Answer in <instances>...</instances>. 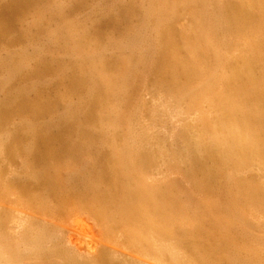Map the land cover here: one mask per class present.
Masks as SVG:
<instances>
[{"label": "bare ground", "instance_id": "1", "mask_svg": "<svg viewBox=\"0 0 264 264\" xmlns=\"http://www.w3.org/2000/svg\"><path fill=\"white\" fill-rule=\"evenodd\" d=\"M84 1L68 0L67 4L70 7H76L74 9L82 8L83 10L87 5ZM7 2L5 1V3ZM37 2L38 0H10V4L7 3L6 6L1 7L0 38L2 39L3 34H9L14 30L10 25L16 23L17 17L27 12L33 5V10L36 6H40ZM140 3L139 0H102L95 7L92 5L94 8H90V12L82 20L64 22L66 31L64 30L65 32L61 33V36L65 41L61 42L67 53L64 55L63 52V57L61 55L59 58L47 59L46 55H43L51 44L49 42L46 49L43 48L45 46L37 47V51L35 49L38 44H36L33 50L31 49V51H36L33 52L35 55L32 54L28 58L27 42L29 41L27 40L25 42L26 50L21 48L24 53L14 55L15 62L13 64L10 63L13 61L11 60L13 57L10 58V62L7 59H1L0 67L4 68L5 71L4 69L3 71L7 74V76H3L6 86L4 88L8 90L10 88H7L6 83H10L11 73H17V79H19V72L22 75V71L26 68L25 62L27 61L30 65L33 59L35 65L33 64L32 68L28 70L31 75L36 76L37 74L39 77L40 75L43 77V74H49L47 72L52 74L51 70L58 68L51 80L46 81L43 77L47 85L51 87L49 84L55 82L57 78L58 81L61 79L66 92L70 97L77 96L78 102L76 99L77 103H73L72 99H70L72 102L67 101V96L65 97L63 94L64 91L61 95H57L56 99L53 98L54 100L46 99L43 97V91L47 85L45 83L44 87L41 84L43 78L35 83L37 76L34 78L30 74V78L34 79L32 82L35 83L32 86L27 84L25 87L26 84L21 83L18 87L17 84V86H11V83H8L11 88L15 87L16 89L12 94L0 96V178L2 166L16 160V157L19 158L21 142L27 144V140L24 138L31 139L32 144L26 148L25 156L35 163V167L38 165L42 168L37 167L40 170L36 168L30 171L28 163L27 166L26 163H19V160V166L22 164L21 169L18 170L14 165L16 170L13 171L12 167L11 176L8 173V176L11 177L10 185L19 186V189L21 188L24 192H29L33 188V207L41 212H46V215H53L52 218L65 216L63 213L75 206L82 209L90 208L89 210L100 221L101 231L99 232L86 217H77V212L75 215L70 212L77 218L72 217L73 220L70 221L68 227L58 229L50 223L36 220L35 217H33V221L26 218L21 221L22 223L20 222L22 226L19 225L21 228L20 237L15 238V235H12L18 239L14 241L12 237H8V234L6 235V230H4L6 222L3 223L0 219V264H28L31 259L35 264H49L55 258L62 259L60 261L63 264H149L139 259L133 260L118 255L115 249L102 251L98 256L95 254L94 259H91L94 256L86 258L85 254L81 256V253H76L72 247L64 248L62 246L64 240L73 244L81 239H86L85 243L87 242L93 250H96L98 244L102 242L100 240L110 241V243L120 241L119 243H123V246H131L145 254L153 253L159 261L166 257L170 258L174 264H191L192 258L189 259V250H187L189 248L197 254L198 261L205 260L208 264H224V262L225 264H234V262L245 264L246 261L243 262L244 258L241 256L245 250L247 252L245 254H248V257L244 255L245 260H249L247 264H264V235L260 237V233L264 234V222L257 227L260 230L259 241L253 242L255 238L257 240V236H250V233L248 239L243 238L246 232L242 231L244 224L245 227L248 225L249 229L247 230H250L256 224L255 222L257 225L261 223V219L259 217L260 221H258L256 213L261 214L264 211V0H146L141 4V7ZM63 7L64 9L55 10L58 17L62 16L60 13H63L66 6ZM42 11L45 17L46 13L50 12V8ZM137 11L141 12V14H137L139 18L136 15ZM34 12L32 11L33 14ZM54 14L53 12L52 16ZM133 14L137 16H134L136 19L132 17ZM35 15L36 13L32 18L37 20ZM107 19L117 22V25L115 24L117 27L122 26V23H119L121 21L130 23V26L127 32L122 31L124 36L120 35V39H115L113 36L114 38H108L109 40H106L105 44L99 45L100 42L98 43L96 40L100 34L98 31ZM135 20L136 22H134ZM37 21L36 23L39 22ZM34 25L36 26V24ZM38 26H40L39 23L36 27L39 29ZM55 26L52 28L53 32H55ZM60 26L58 25L59 28ZM91 26L96 29V37H94L95 32L91 33L94 30L92 28L91 31ZM19 28L16 27L15 30H19ZM20 29H25L23 34L27 30L26 28ZM29 32L32 31L29 30ZM51 32H49V36ZM60 32H62L61 29ZM122 32L119 33L123 34ZM8 34L3 36L7 38ZM16 34L12 35L17 37ZM29 34L31 35V33ZM55 35L57 37V34ZM46 36L48 37V35ZM46 36L45 38H47ZM121 36L123 37L121 38ZM17 38L16 40H18ZM69 43L72 46L71 44L67 45ZM30 44L31 47L33 43ZM12 45L15 44L12 43ZM49 47L48 49H50ZM55 47L57 48V45ZM69 47L72 48L69 49ZM112 48L114 50H111ZM11 50L13 52V49ZM17 50H19L18 47L15 52ZM9 53L11 52H7L8 55ZM145 61H151V71L153 75L157 76L158 82L166 92L165 95L163 93V99L161 98V102L153 107L151 113L153 116L156 114L159 116V113L166 115L168 113L170 118L174 114L179 118V121L175 120V122L181 123L173 133V139L170 142H155L151 138L149 140L145 138L149 132H146L145 123L138 124V119H136L138 116L135 111L136 116L130 117L131 121L129 129H127L128 139L126 138L118 144L117 136L121 133L122 123L125 122L122 121V104L126 106L124 100L125 95L128 94L125 89L130 84L132 75H135L136 71L139 72L141 63ZM25 73L22 75L23 77ZM2 74L4 75V73ZM26 75L28 76V73ZM134 77L136 78V76ZM23 79L20 77V80ZM26 80L25 82H27ZM1 81L3 82V79ZM15 81L17 82V80ZM89 86L90 90L86 91ZM51 88L50 90H52ZM58 90L55 94L58 93ZM4 91L6 90L4 89ZM4 91L2 88L3 93H5ZM47 92L48 94H46ZM47 92L44 93L48 97L52 91ZM103 94L107 95L106 101L101 98ZM142 105L144 104L142 103ZM46 107L58 109V112L53 110L57 112L55 119L52 118L51 121L52 116L48 117L51 122L43 123L47 119L46 117L42 122L35 124L22 122L19 128L26 130L25 133H23L24 130L14 133L13 129H11L12 131L9 129L8 123L6 124L7 128L4 126L11 114L25 113L24 115H26V113H31L33 117L41 118L44 115L43 108ZM147 108H149L148 105ZM47 110L44 112L45 114L52 112V110ZM194 112L195 116H191ZM151 113H149V117H151ZM170 114L172 115L170 116ZM138 115L140 114L138 113ZM105 116H108L109 120H105ZM125 117L123 116V118ZM125 120L127 122V119ZM153 128L155 129L154 125ZM157 130L159 129L157 128ZM18 139H24V141H18ZM107 140L113 146L111 152H115L114 159L108 162L103 160L105 148H108L107 143L103 142ZM83 152H90L93 158L90 154L91 164L86 172L84 169L85 174L80 178L82 181L79 180L82 186L77 185L80 184L77 178V183L73 182L72 172L73 178L69 183H74L75 188L67 186V183H64L66 185L64 190L56 187V183L54 184L53 181H56L57 178L55 179L54 176L53 180V175L51 176L53 171H50L51 167L48 168L50 164L54 166L57 163L55 161L61 160L66 155L77 158ZM24 159L22 158L23 162H25ZM178 160L184 166V170H179L185 171L183 174L187 177L186 180L190 181L189 189H191L189 186L191 185L195 192L204 193L206 196L211 190L218 195L219 193L225 194L226 190L227 197L230 198V203L233 206L232 215H236L235 208L241 202L245 205V207L242 204L239 205L242 207L245 218H247V213H250L249 215L253 218L257 217V220L255 218V222L253 221L254 224L248 222L250 217L247 221L243 220L242 227L239 224L240 221L236 226L241 227V233L234 231L233 227V230L230 231V227H235L237 222L234 221V223L228 217V211L226 212L227 216L225 213L223 216L217 214L219 209L221 211L220 207H223H219V205L223 203H219V209L216 211V201L208 199L204 194L201 197L202 201L199 199L200 202L197 198V203H195L191 196L192 191L190 194L186 191L185 199L182 200V197L178 195L181 191L178 183L173 185L168 181L160 180L163 178L152 177L153 173L162 171L161 164L164 167H174ZM26 161L29 162L28 159ZM47 162L50 164L48 165ZM82 167L77 168V172ZM218 174L222 175L220 178L224 180L219 182L222 181L225 184L218 183ZM58 175L61 178L60 174ZM63 180L66 182V179ZM6 186L4 185L5 190ZM12 190L14 192V189ZM4 194L2 191V195ZM2 195L0 193L1 198L4 199L9 193L4 197ZM215 198L218 199L216 195ZM18 199L20 200L21 196L17 198V203ZM22 199L24 200V198ZM28 201H30V197L26 203ZM52 201L55 202L54 205L56 204L55 208L48 206ZM229 215L231 216V210ZM240 217L243 218V215ZM11 220L13 222L14 219ZM179 226L184 228L185 241H180L179 237L176 238ZM256 226L255 229H257ZM204 227L214 236L211 239L208 237V233L207 238L214 239L216 243L211 245L209 239L210 245L206 244V241H201L203 239L201 230L204 232ZM244 230L246 231V229ZM200 231L201 235H199ZM254 231L256 232V230ZM254 231L252 232L254 233ZM232 232L239 235L244 233L237 240L236 234V238L230 235ZM204 243L209 249L210 246H215L212 247L208 255L203 256ZM198 261L195 260V262ZM195 262L192 261V264H196Z\"/></svg>", "mask_w": 264, "mask_h": 264}, {"label": "rangeland", "instance_id": "2", "mask_svg": "<svg viewBox=\"0 0 264 264\" xmlns=\"http://www.w3.org/2000/svg\"><path fill=\"white\" fill-rule=\"evenodd\" d=\"M6 2L8 1V0H5ZM5 1H0V10L3 8V6L5 5L6 6V4L7 3H9L10 4V0L7 2V3H5ZM39 1H45V2H39ZM50 1V2H49ZM93 1V2H92ZM102 0H85L84 2L85 3H87V5H85L84 6V9L82 10V8H79L78 10L77 9H74V8H76V7H70L68 4H67V2H68V0L67 1H65V0H61V2H60V0H54V2H53V0H52V2H51V0H38V5H40V6H36L35 7V9L33 10L32 9V7H34V5L32 6V7H30L31 9H28L27 10V12H25V13H23L22 15H20L19 17H17L16 18V20H15V22L17 23H14V25H10V26H12V28L15 30L16 29V27L17 28H26L28 31L30 30V31H32V32H29V33H31V35L28 33V31L26 30V31H24V34L22 33L23 32V30H25V29H23V30H21L20 28H19V30L17 31V30H15V32H14V30L11 28L10 30L12 31V32H10L11 33V35H10V33L8 34V33H5V34H3V35H7L8 34V36L10 37L11 36V38H9L8 36H7V38L5 37V36H1L2 37V39H4V40H2L1 38H0V61H2V60H5V59H7V61H11V60H13V59H15V54H20V53H24V51L26 50V43L25 42H27V40L29 41V42H27V50L29 51V52H27V57L29 58L30 57V55H35L34 53L37 51V47L39 48V47H42V46H45V47H43V48H45L46 49V47L48 46V44L47 43H51V44H49V48L50 49H48V47H47V49L44 51V53H43V55H46V58L47 59H52L53 57L54 58H59V56H61V57H63L64 55H66V53H67V51L65 50L64 51V49H66V48H63V45L64 44H62V36H61V33L63 34L65 31H66V28L64 27V22L65 23H67L68 21H73V20H82L83 19V17L86 15V14H88L89 12H90V10L91 9H93L96 5H98V2H101ZM104 1V0H103ZM139 1H141V3L139 4V6L141 7V4L143 3V2H146V0H139ZM143 1V2H142ZM83 2V3H84ZM42 3V4H41ZM49 3V4H48ZM54 3V4H53ZM55 3H57V4H55ZM64 3V4H63ZM91 4V5H89V4ZM8 4V5H9ZM50 4H52V5H50ZM66 4V5H65ZM66 6L65 7V10H63V13H60V12H58V13H60V15H62V16H57L58 14L55 12V10H58L59 8L60 9H64V7L63 6ZM94 7H93V6ZM144 5V4H143ZM45 6V7H44ZM48 6V7H47ZM51 6H53V7H51ZM58 6H60V7H58ZM2 7V8H1ZM40 7V8H39ZM69 7H70V9H69ZM48 8H50V12L48 13H46L47 15H45V17H44V13L42 14V10H44V9H48ZM71 8H73V9H71ZM91 8V9H90ZM39 9V10H38ZM41 9V10H40ZM29 10H30V13H29ZM36 10H38V11H36ZM86 10H88V11H86ZM103 10H104V8H103ZM32 11L34 12V14L36 13V15H35V18L39 21H37V20H34V18H32L33 16H34V14L32 13ZM140 11H141V8H140ZM140 11H137V13H136V15L137 14H141V12ZM53 12L55 13L53 16H52V14H53ZM99 12V11H98ZM97 12V13H98ZM77 13V14H76ZM103 13H104V11H103ZM103 13H99L100 15H102ZM31 14H33V15H31ZM40 14V15H39ZM41 14H42V16H41ZM75 14V15H74ZM39 15V16H38ZM74 15V16H73ZM99 15V16H100ZM135 14H133L132 15V17H134V16H136ZM26 16H27V18H26ZM138 16V18H139V15H137ZM136 16V17H137ZM24 17H25V19H24ZM44 17V18H43ZM77 17V18H76ZM98 18V17H97ZM54 19V20H53ZM65 19V20H64ZM134 19H136L135 17H134ZM23 20V21H22ZM41 20H43V21H41ZM58 20V21H57ZM78 20V21H79ZM20 21V22H19ZM26 21V22H25ZM35 21V23L34 24H36V26L33 24V22ZM36 21L40 24V26H38L39 27V29L38 28H36L37 27V24L38 23H36ZM52 21V22H51ZM67 21V22H66ZM75 21H73V22H75ZM77 21V22H78ZM107 21V22H106ZM105 22H103V24L101 25V27H100V29H99V31H98V33H100V34H98V36H97V34H96V29H94V27H92L91 26V33H94V37H98L96 40L98 41V43H99V45L100 44H105L109 39L108 38H111L112 39V37L114 36L115 37V39H120L119 37H120V35H123L124 36V31H128V29H129V26H130V23H127V22H123V21H121V22H119V23H122V26H120V27H117L116 25H117V22H114V20H109V19H107ZM23 22V23H22ZM62 22V24H60ZM134 22H136V20L134 21ZM58 23V24H57ZM100 23V22H99ZM32 24V25H31ZM51 24V25H50ZM116 24V25H115ZM33 25L35 26V28L33 27ZM55 25H57V26H55ZM58 25L60 26V28L58 27ZM127 25H128V27H127ZM43 26H45V27H48V28H45V27H43ZM54 26H55V32H53L54 31V29H52V28H54ZM15 27V28H14ZM31 29H30V28ZM42 27H43V29H42ZM29 28V29H28ZM45 28V29H44ZM93 28V29H92ZM121 28V29H120ZM35 29V30H34ZM48 29V30H47ZM60 29L62 30V32H60L59 33V31H60ZM116 29V30H115ZM35 32H34V31ZM40 31V32H38L37 33V31ZM47 30V31H46ZM50 30V31H49ZM51 30H52V32H51ZM65 30V31H64ZM118 30V31H117ZM17 31V32H16ZM51 32L50 33V36H49V32ZM123 31V32H122ZM7 32H9V31H7ZM18 32H20V33H18ZM48 32V33H47ZM119 32H122L123 34H120ZM17 33V34H16ZM36 33V34H35ZM12 34H16V36L18 37H15V36H13ZM52 34V35H51ZM55 34H57V37H55L56 35ZM22 35V36H21ZM46 35H48V37L46 36ZM112 35V36H111ZM45 36L47 37V38H45ZM53 36V37H52ZM123 36H121V38L123 37ZM14 39H13V38ZM20 37H21V39H20ZM24 37V38H23ZM26 37H30L29 39L27 38L26 39ZM34 37V38H33ZM59 37H60V39H59ZM113 37V38H114ZM9 38V39H8ZM16 38L18 39V40H16ZM24 40H23V39ZM33 38V39H32ZM40 38V39H39ZM46 40H45V39ZM14 40V41H12V40ZM31 39V40H30ZM9 41L8 43L9 44H11L9 47H8V43H4V42H7V41ZM23 40V41H22ZM33 40V41H32ZM39 40V41H38ZM43 40V41H42ZM57 40V41H56ZM107 40V41H106ZM2 41H3V43H2ZM32 41V42H31ZM35 41H37L38 43H36ZM60 43H59V42ZM63 41H65V40H63ZM13 44H15V45H12V43ZM18 42V43H17ZM30 42H31V44H32V46L30 47L29 46V44H30ZM52 42H57L56 44L54 43H52ZM34 43H35V45H34ZM2 44V45H1ZM19 44V45H18ZM30 44V45H31ZM36 44H38V46H36ZM58 44H59V47H61V48H59L58 47ZM70 44L71 43H69V44H67V45H69L70 46ZM55 45H57V48L55 47ZM4 46H6L5 48H4ZM14 46V47H13ZM16 46V47H15ZM21 46H24V47H21ZM34 46H36V51H31V49L33 50V47ZM71 46H72V44H71ZM17 47L19 48V50H17V52H15L16 51V49H17ZM56 49H55V48ZM8 48H9V50H8ZM16 48V49H15ZM24 50H22V49ZM53 50H52V49ZM72 47H69V49H71ZM5 49V50H4ZM11 49H13V52H12V50ZM22 50V52H21V50ZM55 49V50H54ZM8 50V51H7ZM49 50H52V51H49ZM111 50H114L113 48L111 49ZM11 52V53H9V55H10V57H8L9 55L7 54V52ZM30 52H31V54H30ZM34 52V53H33ZM63 52H64V55H63ZM109 52H111L110 50H109ZM26 53V52H25ZM4 54V55H3ZM13 54V55H12ZM6 55V56H5ZM8 55V56H7ZM47 55H49V56H47ZM5 56V57H4ZM57 56V57H56ZM2 57H4V58H2ZM8 57V58H7ZM11 57H13V58H11ZM10 58H11V60H10ZM2 59V60H1ZM9 59V60H8ZM18 60H19V58H17ZM18 60H16V61H18ZM15 61L13 60L12 62H10V63H14ZM34 62H35V60H33L32 59V61L30 62V65L27 63V61L25 62L26 63V68L24 69V71H22L23 72V74L25 73V71L27 70H30L31 68H32V66H33V64H34ZM149 62H150V65H149ZM145 61V62H142L141 63V65H140V67H139V69H138V71L139 72H135L134 74L135 75H132V78L130 79V84L129 85H127V87H126V89L125 90H127L126 91V93H130L129 95L127 94V95H125V100H124V103L126 104V106H124V104H122V121H125L124 123H125V125H124V123H122V127H121V133L119 134V136H117V140H118V144H120L122 141H124L126 138L128 139V137H127V135H128V131H127V129H129L128 127H129V124H130V117H132V115L133 116H138L136 119H138V124H141V122L142 123H145V126H146V132H149L148 133V135H145V138H147L148 140L151 138L153 141H155V142H162V143H165V142H170L172 139H173V133H175L176 132V130L179 128V125H180V123L181 122H179V123H177L179 120V118L178 117H176L174 114L172 115V114H170V116L172 115V117L170 118L169 117V114L167 113V115L166 114H163V113H159V116H158V114H156V115H154L153 116V114L151 113V110L153 109V107H156L157 106V104H159L160 102H161V100L163 99L162 98V96H163V93H164V95H165V91H164V89H163V87L161 86V84L158 82V80H157V76L156 75H153V72L151 71V67L150 66H152V64H151V61ZM29 66H28V65ZM144 66H143V65ZM35 65V64H34ZM28 67H29V69H28ZM0 69H2V70H0V81L3 79V82L1 81L0 83V96L1 95H7V94H12V93H14L15 92V87H12L11 88V86H17L18 85V87L20 86V84L22 83H24V84H26V85H24L25 87L27 86V84L28 85H30V86H32V85H34L35 83H37L38 81L37 80H40V78H43V77H45V79H46V81H48V80H51V78H52V75L53 74H55V70L56 69H54V70H51L52 71V74L50 73V72H47V73H49V74H51V75H49V74H43L42 76L43 77H41V75H40V77H39V75H37L36 74V76H34V74L33 75H31L30 73L31 72H27L26 71V73H28V76L26 75V73H25V75L27 76H25L24 75V77H26L27 78V80H26V78L25 79H23L24 77L22 76V75H20L21 74V72H19V79H17V76H18V74L17 73H11V76H9V78L11 79L10 80V83L9 82H7L6 83V85H7V88H11V90H10V88H9V90L8 89H6V88H4V87H6L5 86V77L3 78V76H7V74H6V72H4L5 71V69L4 68H1L0 67ZM3 69H4V71H3ZM58 71V68H57V70H56V72ZM2 73H4V75L2 74ZM136 73H137V75H136ZM32 76V77H36L37 79H35L36 81H35V83H33L32 81H34V79L31 77L30 78V75ZM112 74H114V73H112ZM44 75H46V76H44ZM48 75L50 76V79H49V77H48ZM57 75H58V73H57ZM12 76H14V78H11ZM134 76H136V78L134 77ZM15 77H16V79H15ZM20 77L24 80H20ZM39 77V78H38ZM53 77H54V75H53ZM135 78V79H134ZM13 79V80H12ZM29 79H32V80H30L31 81V83H33V84H31L30 83V81H29ZM45 79L43 78V79H41V84H43L44 85V87H45V83H46V81H45ZM58 79V78H57ZM56 79V84H55V82H53V83H51V84H49L51 87H49L48 85H47V83H46V85L48 86H46L45 87V89H44V91H43V97H46V99H50L51 98V100L53 99V98H55V97H57V95H61L62 93H63V91L65 92V93H63L64 94V96L66 97V100L67 101H71L72 102V100H73V103H77L78 102V98H77V96H69V94L66 92V90H65V85L64 84H62V81H60L61 79H59V81ZM15 80H17V82L15 81ZM25 80L28 82L29 81V83H27V82H25ZM44 80V82L42 83V81ZM15 81V83H13ZM3 83H4V86H3ZM11 85H9V84ZM17 84V85H16ZM55 84V85H54ZM2 85V86H1ZM64 85V87H62ZM23 86V85H22ZM61 86V87H60ZM160 86V87H159ZM56 87H60L59 88V90H58V88H56ZM129 87V88H128ZM2 88H3V91H4V89L6 90V91H4L5 93H3L2 92ZM49 88V89H48ZM50 88L52 89V90H50ZM88 88H90V86L89 87H87V89H86V91H88V90H90V89H88ZM161 88H162V90H161ZM64 89V90H63ZM8 90V91H7ZM56 90H58V93L57 94H55L57 91ZM131 90V91H130ZM10 91H12V92H10ZM47 91H52V92H50L49 93V95H48V97L46 96V94H48V92ZM164 91V92H163ZM10 92V93H9ZM46 94H45V93ZM60 92V93H59ZM160 92V93H159ZM33 94V93H32ZM45 94V95H44ZM54 94V95H53ZM161 94V95H160ZM3 95V96H4ZM54 96V97H52V96ZM3 96H1V97H3ZM106 96L107 95H102V99L103 100H105L106 101ZM118 96H119V94H118ZM129 96V97H128ZM34 97V96H33ZM68 98V99H67ZM152 98H153V100H152ZM162 98V99H161ZM56 99V98H55ZM70 99H72V100H70ZM77 100V102H76V100ZM128 99V100H127ZM156 99V100H155ZM159 99V100H158ZM54 100V99H53ZM157 102H155V101ZM128 101V102H127ZM142 103L144 104V105H142ZM151 103V104H150ZM149 106V108H147V105ZM156 104V105H155ZM152 106V107H151ZM142 107V108H141ZM48 110H47V109ZM46 108H43V117H41V118H35V117H33V115H31V113H26V115H24L25 113H23V114H11L9 117L10 118H8V120H9V122H8V120H7V122L4 124V126L7 128L8 127V125H9V129L11 130V129H13L14 131V133L15 132H17L18 130H20L21 132H23V130H21L19 127H20V124L23 122V123H28V124H35V123H39V122H42L43 121V119H44V117H46L47 119L46 120H44L43 121V123L44 122H47V121H50V120H48V117H51L50 119H51V121H52V118L53 119H55V117L57 116V110L58 109H50V108H48V107H46ZM138 108H140L139 110H138ZM144 108V109H143ZM147 108V109H146ZM174 108V107H173ZM127 109V110H126ZM143 109V110H142ZM149 109V110H148ZM50 111V110H52V112H47L46 114L44 113L45 111ZM53 110H56L55 112L53 111ZM137 113H136V112ZM142 111V112H141ZM148 111V112H147ZM124 112V113H123ZM175 112V111H174ZM55 113V114H54ZM127 113V114H126ZM135 113H136V115H135ZM138 113L141 115H138ZM142 113V114H141ZM149 113H151L150 115H151V117H149ZM55 116H54V115ZM125 114V115H124ZM13 115V116H12ZM15 115V116H14ZM18 115V116H17ZM19 115H21L20 117H19ZM123 116L125 117V118H123ZM140 116V117H139ZM143 116V118H141ZM154 118H153V117ZM191 116H195V112L194 113H192V115ZM30 117V118H29ZM147 117H149V118H147ZM165 117H166V119H165ZM16 118V119H15ZM25 119V120H21V119ZM29 118V119H28ZM129 118V119H128ZM133 118V117H132ZM152 118V119H151ZM175 118V119H174ZM181 118V117H180ZM19 119V120H18ZM106 119H108V116H105V120ZM124 119V120H123ZM125 119H127V122H126V120ZM140 119V120H139ZM155 119V120H154ZM159 119V120H158ZM171 119H172V121H171ZM174 119V120H173ZM11 120H12V122H11ZM15 120V121H14ZM109 120V119H108ZM107 120V121H108ZM160 121V122H158V121ZM175 120L177 121V122H175ZM50 121V122H51ZM106 121V122H107ZM151 121V122H150ZM154 123H153V122ZM161 121H165V122H162L161 123ZM170 122H172V123H170ZM8 123V125H6ZM9 123H11V124H9ZM14 123H16L15 124V126H14ZM150 123H152V124H150ZM157 123V124H156ZM128 126H127V125ZM137 124V125H138ZM167 124V125H166ZM17 125H19V126H17ZM152 125V128H153V125H154V127H155V129L153 128H150V126ZM178 125V126H177ZM157 126V127H156ZM15 127V128H14ZM149 128H150V130H149ZM157 128L159 129V130H157ZM124 130V131H123ZM12 131V130H11ZM25 131L26 130H24V132L23 133H25ZM19 132V131H18ZM170 132V133H169ZM73 133H75V132H73ZM154 135H152V134ZM158 134V137H157V134ZM172 133V134H171ZM159 134H160V137H159ZM121 135V136H120ZM124 136V137H123ZM126 136V137H125ZM147 136V137H146ZM149 136V137H148ZM164 138H163V137ZM168 136H170V137H168ZM76 137V136H75ZM78 137V136H77ZM162 137V138H161ZM166 137H168V138H166ZM154 138V139H153ZM24 139H26L27 140V144H26V142H21V144H20V146H21V149H22V147H23V149H22V151H21V149L19 150V158L18 157H16V160H12V161H10V162H8V164H4L3 166H2V176H1V178H0V180L2 179V182H0V193H1V195H2V191H3V193H5L4 195H2V197H4L5 195H7L8 193H9V195H7L6 197H4V199H2L1 198V196H0V208H1V212H0V219L3 221V223L4 222H6V225L4 224V230H6V235L8 234V237H12V235L14 236L15 235V238L17 237V238H19L20 237V230H21V226H22V222L21 221H24L26 218H28V219H31V221H33V217H35V219L36 220H39V221H45L46 223H50V225H52L53 227H55L56 226V229H58V228H61V227H65V226H69V224H70V221H72L73 220V218L75 219V218H77V217H86L91 223H93V225L95 226V228L100 232L101 231V225H100V221H99V219H97L98 217H96L95 215H94V213L91 211V210H89V209H82L81 207L79 208V206H75V207H73L72 209H70V210H67L65 213H63L65 216H66V218L68 217L69 219H66L65 218V216H61V217H57L56 218V216H55V218H52L53 217V215H50V214H45L44 212H41L40 210H38V209H35L34 207H33V198H32V196H33V193H32V190H33V188L32 189H30L29 190V192H24L21 188L19 189V186H15V185H10L11 183H10V179H11V177H9V176H11V171H12V167H13V171L14 170H16V168L19 170V169H21V165L22 164H20V166H19V163H26L25 165H27V163H28V167H29V170L30 171H33V169H36L37 167L38 168H42V166H38V165H36L37 167H35V163H33V161L31 160V159H29L28 157H26L25 156V151H26V148H28V146L30 145V144H32V141L30 142V140L31 139H27V138H24ZM24 139L23 140H21V139H18V141H24ZM158 141H157V140ZM166 139V140H165ZM121 140V141H120ZM120 141V142H119ZM17 143H20V142H17ZM104 144H106L107 145V147L108 148H105L106 150H105V158H103V160H105L106 162H108V161H111L112 159H114V156H115V152L114 151H112L111 152V150H113L112 149V147L113 146H111V143H110V141L109 140H107V141H105V142H103ZM110 143V144H109ZM111 146V148H109L110 146ZM24 150V151H23ZM85 153V154H84ZM87 152H83L80 156H77V158L76 157H68L67 155L66 156H63L62 157V159L61 160H57V161H55V162H57V163H55L54 164V166H51V164H50V162L48 163V165L50 164V166L48 167V168H50L51 167V169H50V171L52 172L51 173V176L53 175V180H54V176H55V179L57 178V180L55 181H53L54 182V184L56 185V187H58L59 189H65L64 187H66V183H67V186L69 185V187L70 186H73V187H71V188H75L74 187V183L76 184L77 183V181L80 183V184H77V185H80V186H82L81 185V182L79 181V180H81L80 178H81V176L83 175V174H85V172L87 171V169L89 168V164H91V157L93 156L90 152H88L87 154H86ZM90 154H91V157H90ZM83 155V156H82ZM21 156V157H20ZM108 157V158H107ZM22 158L24 159V161L25 162H23V160H22ZM64 158H65V161H64ZM90 158V159H89ZM93 158V157H92ZM110 158V159H109ZM26 159H28L29 160V162L28 161H26ZM87 159V160H86ZM109 159V160H108ZM20 160V161H19ZM83 160V161H82ZM85 160V161H84ZM18 161H19V163H18ZM30 161H31V163H30ZM49 161H52V160H49ZM71 162V164H70V162ZM88 163H87V162ZM53 163H54V161H52ZM67 162V163H66ZM68 162H69V164H70V166H68L69 164H68ZM84 162H85V164H84ZM179 162V163H178ZM46 163V164H47ZM33 164V165H32ZM160 164H161V162H160ZM176 165L174 166V167H164V166H162V164H161V168H162V171H160L161 169L159 168V167H157L156 166V168L157 169H160L159 171L160 172H157V173H153L154 175H152V177L153 178H157V179H160V178H163V179H160V180H163V181H168V183L169 184H175V183H178V187H179V190H181L179 193H178V195L180 196V197H182V200H183V198L185 199V194L186 193H188V194H190V192H191V196L193 197V202H195V203H197L196 202V200H197V198H198V200L200 199L201 201H202V199H201V197H203V194L204 193H200V192H198V191H196L195 192V189L194 188H192L191 187V185H189L190 186V188L191 189H189V187H188V184H189V180H186L187 179V177L183 174L184 172L183 171H181V170H179V169H182V170H184V166H182L181 164H180V160H178V161H176V163H175ZM14 165H15V167L16 168H14ZM71 165H72V167H71ZM81 165V166H80ZM82 165H83V167H82ZM31 166V167H30ZM159 166V165H158ZM70 167V168H69ZM79 167H82L81 168V170L80 171H78L77 172V168H79ZM37 168V170H40V169H38ZM72 168H73V170H72ZM152 168H154V167H152ZM155 168V169H156ZM53 169H55V170H53ZM77 169V170H76ZM80 169V168H79ZM84 169H86L85 170V172H84ZM70 170V171H69ZM75 170V171H74ZM169 170V171H168ZM174 171V172H173ZM177 171V172H176ZM180 171V172H179ZM70 172V173H69ZM72 172H73V175H74V178H73V175H72ZM82 172V173H81ZM8 173H9V176H8ZM77 173H78V175H77ZM58 174H60V176H61V178H59V175ZM81 174V175H80ZM222 174V173H221ZM184 177H183V176ZM217 175V174H216ZM181 176V177H180ZM218 176H219V180H218V183L219 184H221V185H223V184H225V182H219L220 180H223V179H221L222 178V175H219L218 174ZM8 178V180H7V178ZM67 177H68V181H67ZM221 177V178H220ZM73 178V182L74 183H69L70 181H71V179ZM76 178H77V181H76ZM179 178V180H177ZM182 178V179H181ZM253 178H254V176H253ZM63 179H66V182H64V180ZM168 179V180H167ZM250 179H252V178H250ZM255 179V181H257L258 182V180L256 179V178H254ZM181 180V181H180ZM76 181V182H75ZM82 181V180H81ZM186 181V182H185ZM224 181V180H223ZM4 182H6V183H4ZM62 182V183H61ZM164 182V183H165ZM65 183V184H64ZM6 186V190H5V188H4V185ZM71 184V185H70ZM62 185H63V188H61L62 187ZM2 186H3V189H2ZM76 186V185H75ZM218 186H220V185H218ZM7 187H9V188H7ZM68 187V188H69ZM77 187V186H76ZM71 188H69V189H71ZM2 189V190H1ZM12 189H14V192H13V190ZM16 189V190H15ZM184 189V190H183ZM11 191H12V193H11ZM184 191V192H183ZM187 191V192H186ZM31 192V193H30ZM186 192V193H185ZM214 192H216V191H214ZM17 193H19V194H17ZM180 193H182V194H180ZM200 193V194H199ZM226 193H228V192H226V190H225V194H221V193H219V195L218 194H214L213 193V191L211 190L208 194L209 195H205L208 199H211V200H214V201H216V203H217V209H216V211H218V205H219V203L221 204V203H223V204H221V205H219V207L220 206H223V207H220L221 208V211H220V209H219V211L217 212V214L219 213V215L220 216H223L224 215V213L226 214V216H227V211H228V213L230 214V210H231V216L228 214V217L229 218H231V220L234 222H237V224H235V227L237 226V225H239L240 224V226L242 227V225L244 224L243 223V220H248V218H250L249 220H248V222L249 223H253L254 224V222H255V218H256V220H257V217H258V221H260L259 220V217H260V219H261V223H259L258 225H257V222H255L256 224H254V227L253 228H251L250 230H247V229H249V227H248V225L245 227V224L243 225V227H242V231H244V232H246V233H244V232H242V234L241 235H243V233L245 234L244 236H243V238H246V239H248L247 237H248V235H250V236H254L255 235V237L257 236V240H256V238L253 240V242H255V241H259L260 240V237H262L261 235H264V234H262V233H260V230L257 228V227H259L263 222H264V211L260 214V215H262V216H260L259 214H258V212L256 213V211H255V213L257 214L256 216H255V218H253L252 216H250L249 214L250 213H247L246 214V211H245V214H246V217L247 218H245V215H244V212L242 211V207L241 206H239V205H241L242 203L240 202V204L235 208L236 210V215H232V213H233V206L231 205V203H230V198L229 197H227L228 195L226 194ZM12 194V196H10ZM206 194H207V192H206ZM23 195H24V197H23ZM31 195V196H30ZM215 195H216V197L219 199H216L215 198ZM20 198V196H21V199L19 200L18 199V203H17V198L18 197ZM210 196V197H209ZM212 196V197H211ZM222 196H223V199H222ZM225 196H226V198H225ZM29 197H30V201H28V203H26L27 202V200H29ZM22 198H24V200L22 199ZM214 198V199H213ZM180 199V198H179ZM216 199V200H215ZM221 199V200H220ZM7 200V201H6ZM9 200V201H8ZM22 200V201H21ZM199 200V201H200ZM198 201V203H200ZM222 201V202H221ZM225 201H226V204H225ZM14 202V203H13ZM20 202H21V205H20ZM31 202V203H30ZM54 201H52L50 204H48V206L51 208V207H53V208H55L56 206V204L54 205ZM228 203V204H227ZM29 205V206H28ZM244 204H242V206H243ZM232 206V207H231ZM27 207V208H26ZM225 207V208H224ZM240 207H241V209H240ZM244 207H245V205H244ZM223 208V209H222ZM230 209V210H229ZM238 209H239V212H238ZM4 210H5V213H3L4 212ZM3 211V212H2ZM79 211V212H78ZM215 211V212H216ZM260 211V210H259ZM39 212V213H38ZM73 213L74 215L76 214V212H77V214L76 215H78L77 217L76 216H74L73 214H71V213ZM241 212V213H240ZM243 212V213H242ZM10 213V214H9ZM43 214V215H42ZM45 214V215H44ZM67 214V215H66ZM240 214V215H239ZM10 215V216H9ZM22 215V216H21ZM71 215V216H70ZM83 215V216H82ZM243 215V218H245V219H243L242 217H240V216H242ZM4 216V217H3ZM14 216V217H13ZM28 216V217H27ZM60 216V215H59ZM235 216V217H234ZM237 216H239V218H237ZM249 216V217H248ZM29 217H31V218H29ZM50 217V218H49ZM73 217V218H72ZM8 219V220H7ZM11 219H14L13 220V222H12V220ZM20 219V220H19ZM253 219V220H252ZM237 220V221H236ZM15 221V222H14ZM49 221V222H48ZM239 221H240V223H239ZM252 221V222H251ZM254 221V222H253ZM12 222V223H11ZM18 222V223H17ZM21 222V223H20ZM234 222V223H235ZM239 223V224H238ZM242 223V224H241ZM9 224V225H8ZM21 224V225H20ZM13 225V226H12ZM15 225H16V227H15ZM19 225H20V227H19ZM257 225V226H256ZM263 225H264V223H263ZM8 228H7V227ZM239 226V227H240ZM253 226V225H252ZM255 226H256V228L257 229H255ZM19 227V228H18ZM232 227H233V229H234V231H236V232H238L239 233V231L241 230V227L239 228V227H234V226H231L230 227V231H231V229H232ZM248 227V228H247ZM202 228V227H201ZM238 228V229H237ZM12 229V230H11ZM184 228L182 227V226H179L178 227V231H177V236H176V238H178L180 241H185L186 240V235L184 234L185 232H184V230H183ZM204 230L206 229V227H204L203 228ZM232 229V230H233ZM244 229H246V231L244 230ZM254 230H256V232L254 231ZM258 230H259V232H258ZM11 231V233H9ZM201 231H202V233H201ZM200 231V233H199V235H201L202 234V237H203V239H201V236H200V239H201V241L202 242H204V241H206L205 243L207 244L208 243V245H210L209 244V242H208V239L209 238H214V236H212V234H210L209 232H207L208 230H205L204 232H203V230H201ZM252 231H254V233L252 232ZM236 232H232V233H230V235L231 236H233L234 238H236V235H237V240H239V238H241V235H239V234H236ZM16 233H18L17 235H16ZM208 233H209V236H208ZM240 233H241V231H240ZM250 233V234H249ZM259 233H260V237L258 236L259 235ZM236 234V235H235ZM5 235V236H6ZM235 235V236H234ZM207 236L209 237V238H207ZM13 238V240L14 241H16V240H18V239H15L14 237H12ZM183 238V239H182ZM251 238V237H250ZM11 239V238H10ZM211 239H209L210 240V242H211V245L212 244H214V243H216V241L213 239V240H211ZM253 239V238H252ZM113 240V239H112ZM85 241H86V239H81V240H79V241H77L76 243H73V244H71V243H69V242H67V240H64L63 242H62V246H64V248H68L69 246V248H71L72 247V249H74V251L76 252V253H81V256L83 255L84 256V254H85V256L84 257H89L90 258V256L91 257H93V258H91V259H94L96 256H95V254H97V256L100 254V252H102V251H105V250H108V249H110L111 251H112V249H115V251H116V254H118V255H121V256H125V257H127V258H129V259H133V260H142V261H145V262H148L149 264H174L173 262H171L170 261V258H164L162 261H159L158 259H156V257H155V255L152 253V254H145L144 252H142V251H137V249H135V248H133V247H131V246H126V245H124L123 246V243L121 244V243H119V242H117L116 243V241H114V243L113 242H111L110 243V241H104V240H100V241H102V242H100V244H98V247L96 248V250H93V249H91L90 247H89V245L87 244V242L85 243ZM120 245H119V244ZM204 243V244H205ZM112 244H114V245H112ZM116 244V245H115ZM204 245V249H202L203 251H202V253H203V256L204 255H208V253H209V251L212 249V247H214V246H210V249H209V247H206L207 245ZM121 247V248H120ZM77 250V251H76ZM187 250H189V252H188V254L190 255V258L189 259H191L192 258V260H191V264H192V261H193V263L195 262V260L196 261H198V259H196V257H197V254L195 253V252H192L191 250L192 249H187ZM244 251V250H243ZM119 252V253H118ZM245 253H247L246 252V250L244 251V253L242 252L241 253V256H243L242 258H244V260H243V262H245L246 261V263L245 264H247V262H249V260H245V256H247L248 254H245ZM245 255V256H244ZM259 256H261V255H259ZM248 257V256H247ZM151 258V259H150ZM198 258V257H197ZM248 259V258H247ZM60 260H62V259H58V258H55L54 259V261H52L51 263H49V264H63V263H61V261ZM158 262H157V261ZM157 262V263H156ZM170 262V263H169ZM198 262H200L199 264H208V262L207 261H205V260H201V261H198ZM198 262H195L196 264H198ZM28 264H35V262L33 263V259H31V260H29V262H28ZM224 264H225V262H224ZM234 264H237V262H234ZM238 264H244V263H238ZM249 264V263H248Z\"/></svg>", "mask_w": 264, "mask_h": 264}]
</instances>
